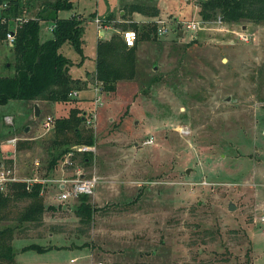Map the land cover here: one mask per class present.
I'll use <instances>...</instances> for the list:
<instances>
[{"label":"rangeland","instance_id":"1","mask_svg":"<svg viewBox=\"0 0 264 264\" xmlns=\"http://www.w3.org/2000/svg\"><path fill=\"white\" fill-rule=\"evenodd\" d=\"M45 1L53 0H20L18 15L34 16ZM199 2L73 0L57 10L78 15L83 25L82 54L66 41L59 47L71 60L68 73L82 81L93 74L95 42L120 33L125 3L154 5V17L199 19ZM130 17L154 18L137 11ZM51 23L40 20V40L51 36ZM13 63L12 46L1 38L0 75L12 74ZM74 90L66 102L0 104L4 165L14 163L26 175L37 161L38 175L60 177V159L47 167L53 129L44 134L40 123L75 106L83 110L93 150L85 160L75 153L63 174L99 178L85 196L95 210L86 227L73 213L78 196L55 201L57 186L50 182L38 225L18 224L15 212L26 201L9 202L0 229L13 228L11 264H264V21H211L197 31L138 39L132 78L105 91L90 77ZM89 112L95 116L87 123ZM12 136L18 138L14 146L7 141Z\"/></svg>","mask_w":264,"mask_h":264},{"label":"trees","instance_id":"2","mask_svg":"<svg viewBox=\"0 0 264 264\" xmlns=\"http://www.w3.org/2000/svg\"><path fill=\"white\" fill-rule=\"evenodd\" d=\"M5 1L6 6L0 9V17L8 18L19 13L20 0ZM73 0L45 1L35 12L17 25L12 46L14 54L13 73L0 75V104L8 100L47 102H66L70 100V91L79 89L89 81L90 77L99 82L105 91H111L120 79H129L136 72V43L138 39L156 38L152 19L144 22L132 20L131 13L137 11L145 17H154L159 10L154 5L125 3L121 7V15L125 17L121 28L132 27L137 36L132 45H126L119 32H113L108 37L95 42L93 74L82 81L68 73L71 60L65 56L59 47L68 42L77 52L82 54V22L76 14L58 15L57 10L70 8ZM198 13L201 18L211 19L217 16L226 22L249 20L264 21V0H200ZM51 19L53 27L51 36L40 40L38 36L39 22ZM6 22L0 23V39L4 36ZM83 110L71 106L65 116L53 121L54 137L49 140L48 152L50 160L47 167L52 169L69 147V142L91 146L93 137L89 129L83 127ZM21 142L17 145L19 146ZM85 151L82 160L87 159ZM41 184L34 183L30 190L24 188V183H11L5 192H0V220L11 201L25 200L26 203L16 210L15 221L18 224L38 225L44 211L42 196L39 195ZM85 194L78 196V202L73 207V213L78 223L86 227L91 222L95 211L85 201ZM47 208H51L49 205ZM12 226L6 225L0 229V264L13 262V250L10 245ZM37 250H43L37 244H29Z\"/></svg>","mask_w":264,"mask_h":264},{"label":"built area","instance_id":"3","mask_svg":"<svg viewBox=\"0 0 264 264\" xmlns=\"http://www.w3.org/2000/svg\"><path fill=\"white\" fill-rule=\"evenodd\" d=\"M6 3L5 1H2L0 3V9L5 7ZM28 17H23L21 15H13L8 18L0 17V23L5 21L6 22V28L4 31V36L2 37L8 46H13L14 43V34L15 29L17 25L21 21L26 20ZM11 21V25H8V22ZM211 21H217L220 24H223V21L220 16H217L215 18L211 19H204V18H190V19H184V18H178V17H172L171 19L163 18V17H154L152 18V22L154 23L155 27V34L157 36H163L167 32H177V31H197L199 29H202ZM94 22L97 26H99V18L94 17ZM53 23H51L48 27V29H52ZM237 37L246 39V35L244 32L236 31ZM120 35L122 40L126 45H132L136 39L137 33L136 30L132 27H125L120 31ZM96 81V80H95ZM97 82V81H96ZM98 83V82H97ZM93 89L96 91L94 95L93 103L94 105L99 104V94H97V86L93 87ZM75 94V90L70 91L68 94ZM93 110V109H92ZM88 118L85 122L89 123L95 116L94 113L89 112ZM53 119L46 115L41 120V128L42 133H46L49 130H52L53 128ZM18 140L17 137L12 136L7 141L11 144H15V142ZM151 141L147 140L145 143H149ZM93 150L92 147L89 145L80 144L76 148H69L62 157L60 158V165L58 166V170L61 171V176L58 178H53L52 175L49 177H43L41 175L37 174L36 171V165H38L37 161H34V168L31 169L26 175L19 174L16 170L15 164L11 163L8 165H4L2 162H0V192H5L8 188V186L11 183L14 182H22L24 183V188L26 190H30L31 186L34 183H40V189H39V195L43 196L45 192V188L47 186V183L50 182L52 184H55L57 186V191L53 193V198L55 201H67L68 199L75 198L81 194L89 195L93 193L94 187L99 182V178L96 177L94 174H84L81 172H75V174L72 177L64 176L63 171L66 167H71L73 164V157L75 153H82L85 151H91ZM261 222L264 224V217H261ZM100 264V263H99Z\"/></svg>","mask_w":264,"mask_h":264},{"label":"water","instance_id":"4","mask_svg":"<svg viewBox=\"0 0 264 264\" xmlns=\"http://www.w3.org/2000/svg\"><path fill=\"white\" fill-rule=\"evenodd\" d=\"M33 115L34 116H37L38 115V109H37L36 104L33 105ZM26 130H27V127L24 128V131H26ZM234 207L235 206L232 204V202H230L229 205H228V209L229 210H233Z\"/></svg>","mask_w":264,"mask_h":264},{"label":"crops","instance_id":"5","mask_svg":"<svg viewBox=\"0 0 264 264\" xmlns=\"http://www.w3.org/2000/svg\"><path fill=\"white\" fill-rule=\"evenodd\" d=\"M49 27V26H48ZM48 27H47V30H49V31H51L50 29H48ZM90 75L89 74H87V78L89 77ZM88 83V82H87ZM27 127V126H26Z\"/></svg>","mask_w":264,"mask_h":264}]
</instances>
